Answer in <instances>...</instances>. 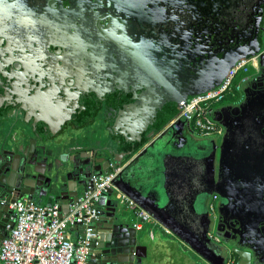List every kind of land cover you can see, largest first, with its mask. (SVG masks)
<instances>
[{"label": "flooded vegetation", "instance_id": "1", "mask_svg": "<svg viewBox=\"0 0 264 264\" xmlns=\"http://www.w3.org/2000/svg\"><path fill=\"white\" fill-rule=\"evenodd\" d=\"M263 29L264 0H0V151L64 146L69 160L83 130L89 156L110 142L117 153L138 146L144 159L153 149L142 139L155 127L217 86L235 61L259 54L242 99L211 112L233 128L249 109L251 131L237 132L223 156L219 123L218 140L165 127L157 144L214 158L211 241L264 250ZM245 91L252 107L242 110Z\"/></svg>", "mask_w": 264, "mask_h": 264}, {"label": "water", "instance_id": "2", "mask_svg": "<svg viewBox=\"0 0 264 264\" xmlns=\"http://www.w3.org/2000/svg\"><path fill=\"white\" fill-rule=\"evenodd\" d=\"M198 94L200 93L193 96ZM245 95L244 102L239 106L242 110L252 107V105L248 106L250 104L248 101L249 92L245 91ZM180 108L181 106L179 110ZM230 109L234 111L236 108ZM248 111L249 109L244 112V115L248 116ZM261 112L264 113V109ZM176 114L173 113L142 139V144L146 149L152 147L153 158L160 157L161 162H165L166 171L162 174L164 182L162 187L166 190L164 193L166 199L163 201L158 191H149L140 184L131 169L133 162L142 156V154L137 155L138 146L127 152L117 153L116 144L106 142L95 149L94 155L91 154L87 157L85 153L84 157H78V162L77 159L71 158L66 161L59 160V163L55 165L50 162L49 149L46 150L43 145L32 146L31 144L30 147L19 148L17 152H1L0 200L3 199L5 205L1 206L0 204V241L7 235L8 219L13 214L8 209L9 205L31 195V191L27 189L30 187L29 181H34L35 188H47L50 192L57 193L56 198L59 200L62 197L61 170L65 169L63 172L66 177H71L77 171L74 190L69 188V193L72 192L73 195H69L68 201L70 205H73L78 197L77 188L84 186L85 189L87 179L92 176L105 175L111 167H122L121 173L114 181L115 188L134 200L143 210L171 231L179 241L189 247L200 259L199 264H264L263 249L242 246L235 239L215 243L207 235L212 220L207 210L206 198L218 192L217 183L214 180V158L211 156L197 160L194 152L197 151L198 156H202L204 152L196 149L195 146L181 150L183 153L192 151L194 157L184 154L179 158V156L172 155L174 150L167 149L168 145L157 144L161 130L165 127L170 130H179V132L186 130L187 124L181 120L170 125L171 119ZM246 116H242L238 126L233 128L226 126L219 116H212V120L221 124L226 131L222 140L221 156L224 154L223 151L228 148L229 140H232L237 132L251 131L250 127H247L249 117ZM147 125L148 127L152 126L153 121L150 120ZM237 127L241 129H237ZM189 142L192 143L191 140ZM87 168L92 170L88 177L85 175ZM199 177L207 181L208 188L199 183ZM113 193L114 191L110 190L104 196H112ZM197 200L198 207L196 208ZM124 215L117 199L110 209L100 208L99 217L93 224L102 229L103 225H99V221L105 218L107 222L105 229L108 233L98 234V245H94L91 250L90 257H94L91 264H143L140 258L135 255L139 248L137 232L132 225L123 222ZM200 222L201 224H199ZM261 223L263 221H259L255 225L258 230Z\"/></svg>", "mask_w": 264, "mask_h": 264}, {"label": "built area", "instance_id": "3", "mask_svg": "<svg viewBox=\"0 0 264 264\" xmlns=\"http://www.w3.org/2000/svg\"><path fill=\"white\" fill-rule=\"evenodd\" d=\"M262 40L264 53V29ZM259 56L235 61L218 86L182 103L170 125L181 120L200 137H220L223 129L212 120L211 112L226 97L241 94L243 85L250 78V69H256ZM121 170L122 167H111L105 175L90 177L82 195L65 215L61 214L58 204L38 206L29 199L11 203L12 225L7 226V235L0 241V264H89L92 247L98 245L97 235L92 228L99 217L97 203L110 190L114 191L122 212L134 217L132 227L136 232L146 227H159L170 235L168 229L115 188L114 181ZM76 227H82L83 232L76 241H72L69 231ZM150 236L153 237L152 231Z\"/></svg>", "mask_w": 264, "mask_h": 264}, {"label": "crops", "instance_id": "4", "mask_svg": "<svg viewBox=\"0 0 264 264\" xmlns=\"http://www.w3.org/2000/svg\"><path fill=\"white\" fill-rule=\"evenodd\" d=\"M250 74H251V72H250ZM221 81L219 82V84L221 83ZM215 87H212L210 89H213ZM85 131H86V129H85ZM82 132H84V131L79 130L77 132L76 136L74 137L73 143H76V144L74 145V150L71 151L72 154L69 156L70 159L71 158L73 160L77 159V162H78V157H81V158L84 157L85 153H86L87 157L89 156V154L87 152H82V150H81L84 147H89V144H90V143L88 144L86 141H84L82 136H80V135H82L81 134ZM89 135H90V130H89ZM104 136H105V134H104ZM104 136H102V137L104 138ZM14 148L15 147L8 148V149H6V151L15 152L16 148L15 149ZM179 149L182 150L181 148H179ZM66 151H67V147L63 146L61 148H58L54 153H50V160L52 161V163L55 165L54 158H57V157L59 158L60 156H61L60 157L61 160L65 161L66 158L68 157L67 155H65ZM1 152L2 151H0V153ZM139 154L141 155L142 152L139 151L137 153V155H139ZM62 155H64V156H62ZM152 155L147 154V157L144 159H142V156L137 158L132 164V166H133L134 163L136 162V165H135L136 169L133 171L136 173L135 176H136V178L139 179L140 184H142L149 191H151V190L155 191V192L158 191L161 194L162 201H163L166 199V197L164 196V193H166V190H164L162 187V185L164 183L162 174L166 171L165 162L164 161L161 162V159H159V158H156V159L153 158ZM179 158H181V157L179 156ZM83 161H85V160H83ZM79 168H81V167H79ZM79 168H76V169H79ZM63 171H65V169L61 170V175H60V185H61V189H62L61 190L62 197L59 200H57V198H56L58 195L57 193L50 192V190H48L47 188H41V189L35 188L34 181H29L30 187H28L27 189H29L31 191L30 192L31 195H29L25 199H29V200L33 201L38 206H47L50 204H58L61 208V214L65 215L67 213L69 207L71 206L69 204L68 199H69V195H73V193L72 192L69 193V188L71 190H74L75 178L77 177V171H75L76 173L74 175H72L71 177L70 176L66 177L65 172H63ZM91 172H92V170H89L87 168V174H85L86 177H88V175H90ZM88 180L89 179H87V182H88ZM83 191H84V186H79L77 188V194H78L77 199L82 195ZM115 199H116L115 193H113L112 196H102L100 198L99 202L97 203V206H98V208H101L104 210L110 209L112 207V204L115 201ZM0 204H1V206L5 205L3 199L0 200ZM119 205H121V204L119 203ZM129 216L124 215V221L123 222H125L127 225H133V223L135 222V219L133 216L132 217H131V215H129ZM8 220H9L8 225H10L12 223L11 217ZM99 225H103L102 227L104 229L103 228L100 229L99 227H95L94 224L92 225V228L94 229V232L97 235V239H98V234L108 233V231H106L107 229H105V226H107V222H106L105 218L102 219L101 221H99ZM150 231H152V234H153L152 238L150 236ZM82 232H83L82 227L72 228L69 231V237L72 241H76L80 237ZM137 235H138L137 246H139V248L135 252V255H137L138 258H140V260L142 261L143 264H199V262H200V259L189 249V247H187L184 243L179 241L172 234L171 231H170V235H168V234H165L162 231V229L159 227L154 228V229H150L149 227H146L141 232H137ZM90 255H91V253H90ZM88 260H89V264H91L94 261V257L89 256Z\"/></svg>", "mask_w": 264, "mask_h": 264}, {"label": "rangeland", "instance_id": "5", "mask_svg": "<svg viewBox=\"0 0 264 264\" xmlns=\"http://www.w3.org/2000/svg\"><path fill=\"white\" fill-rule=\"evenodd\" d=\"M251 72H254V69L251 68ZM243 86H244V85H243ZM240 98L242 99L241 94H237L235 97L228 96V97L225 98V100H224L223 102L219 103L218 105H215V106H214V109L218 108L220 105H228V104L236 103V102H238L237 100H239ZM195 138L204 139V138H206V137H197V136H196ZM208 139L218 140V139H220V137L213 135V136L207 138V140H208ZM182 151H183V149H182ZM182 151L179 149V150L175 151V153L172 154V155H176V156H180V157H182V156L185 154V155H187V156H189V157H194V153H193L192 151H187V153H186L185 151H184V153H183ZM214 204H215V208H216V206H217V202L214 203ZM195 206H196V208L198 207V200L196 201V205H195ZM120 207H121V206H120ZM121 209H122V208H121ZM207 210H208V209H207ZM124 213H125V212H124ZM125 215H126V216H129L130 214L125 213ZM129 217H130V216H129ZM131 217H132V216H131Z\"/></svg>", "mask_w": 264, "mask_h": 264}]
</instances>
